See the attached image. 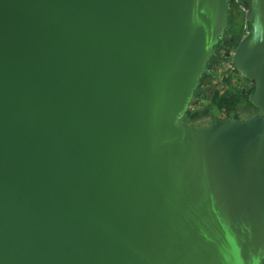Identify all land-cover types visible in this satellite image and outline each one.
Here are the masks:
<instances>
[{"label": "water", "instance_id": "95a60500", "mask_svg": "<svg viewBox=\"0 0 264 264\" xmlns=\"http://www.w3.org/2000/svg\"><path fill=\"white\" fill-rule=\"evenodd\" d=\"M0 0V264H264V0ZM226 43L259 115L183 121Z\"/></svg>", "mask_w": 264, "mask_h": 264}, {"label": "rangeland", "instance_id": "374dc122", "mask_svg": "<svg viewBox=\"0 0 264 264\" xmlns=\"http://www.w3.org/2000/svg\"><path fill=\"white\" fill-rule=\"evenodd\" d=\"M240 12V13H239ZM238 12V15L235 17L233 23H232V28L230 33L228 34V39H232L233 35L235 34V31H238L242 25L245 26L244 20H243V11L242 8L240 7V11ZM233 51V49H228L227 52L230 54ZM225 68V64L223 65V69ZM238 73V72H237ZM223 79V74L222 72L220 74H217V77L215 78V80L212 82V84H210L207 88V90H204L201 93V97L199 96L200 92L198 93L197 97L199 96V101L198 104L194 107V111H193V117L194 115H202V114H206V117L203 119H192L189 118L188 116L183 118L184 122H187L189 124L195 125V126H205V125H210L209 123L214 122L215 119L217 117L220 116L218 111H211L210 109L212 107V101L207 99L206 93H208L207 91L209 89H215L217 90V92H219L220 94H223L225 91H229V90H235L237 88H244L247 89L249 88V86L251 85L250 82L248 80H246L245 78H243L242 76H240V74L238 73L237 77L235 80H233L230 83L226 82V79L223 81V83L221 82ZM196 97V98H197ZM192 113V110L190 111ZM257 110L252 108V106H250L248 103H244L239 109H238V114L240 115V119H248L251 116H253L254 114H256ZM204 124V125H201Z\"/></svg>", "mask_w": 264, "mask_h": 264}, {"label": "trees", "instance_id": "16d2710c", "mask_svg": "<svg viewBox=\"0 0 264 264\" xmlns=\"http://www.w3.org/2000/svg\"><path fill=\"white\" fill-rule=\"evenodd\" d=\"M240 5H241V0H233V4H232V17H231V22L232 23H233L235 17L238 15V12L240 11ZM231 28H232V24H231ZM243 30H244V26L242 25V27L238 31H235L234 36L235 35L237 36ZM234 39H235V37H233V40ZM231 48L233 49V46L230 45V43H226V47L224 48L223 58L221 60V63L218 64V74H220L222 72L224 62L227 60L228 57H230V55L227 52V50L228 49H231ZM225 52H226V54H225ZM215 77H217V76H215ZM226 82L227 83H230V80L227 79ZM210 84H212V83H210ZM207 88L200 90L199 91L200 93L198 92L200 94L199 95L200 97H201V93L204 90H207ZM251 89H252V86L250 85L249 88H247V89L237 88L235 90L225 91L223 94H220L215 89H209L207 91L208 93H206V96L205 97L213 102L212 103V107L210 109V112L211 111L213 112L215 110V111H218L219 114H220V116L217 117L214 122H211L209 124L211 125V124H214V123L218 122L220 120V118L221 117H224V116L225 117L240 118V115L238 114V109L244 103H248L250 106H252L251 103L248 100V96H249V93H250ZM199 96L198 97L196 96L197 98H195V100L193 102V105L196 106L198 104ZM252 108H254V107L252 106ZM187 116L189 118L192 117V119H195V118L196 119H203V118L206 117V114H202L200 116L196 114L193 117V113H191L189 111L188 114H187ZM201 125H204V124L201 123Z\"/></svg>", "mask_w": 264, "mask_h": 264}, {"label": "built area", "instance_id": "2783aa9c", "mask_svg": "<svg viewBox=\"0 0 264 264\" xmlns=\"http://www.w3.org/2000/svg\"><path fill=\"white\" fill-rule=\"evenodd\" d=\"M240 7L242 8V6L240 5ZM225 54H226V52H225ZM232 54H233V51L229 54L230 55V57H228L227 58V60L224 62V64H225V68H224V70L222 71V74H223V79H222V83H223V81L226 79H229L230 80V82H232L233 80H235L236 79V77H237V75H238V73L236 72V69H235V67H234V65H233V63H232ZM194 107L195 106H193L192 105V107H191V109H190V111L192 110V113H193V111H194Z\"/></svg>", "mask_w": 264, "mask_h": 264}, {"label": "flooded vegetation", "instance_id": "af4514ba", "mask_svg": "<svg viewBox=\"0 0 264 264\" xmlns=\"http://www.w3.org/2000/svg\"><path fill=\"white\" fill-rule=\"evenodd\" d=\"M235 36H236V35H235ZM235 36L233 35V37H235ZM233 37H232V38H233ZM225 47H226V45H225ZM225 47H224V48H225ZM257 115H259V111H257L256 114H254V115L251 116V117H254V116H257ZM251 117H250V118H251ZM205 126H206V125H205Z\"/></svg>", "mask_w": 264, "mask_h": 264}, {"label": "snow or ice", "instance_id": "6c2138e0", "mask_svg": "<svg viewBox=\"0 0 264 264\" xmlns=\"http://www.w3.org/2000/svg\"><path fill=\"white\" fill-rule=\"evenodd\" d=\"M238 264H243V262H242V261H238ZM255 264H259V261L257 260V261L255 262Z\"/></svg>", "mask_w": 264, "mask_h": 264}]
</instances>
